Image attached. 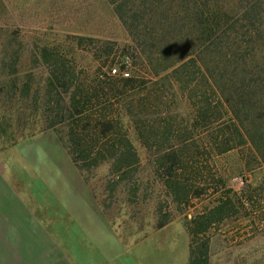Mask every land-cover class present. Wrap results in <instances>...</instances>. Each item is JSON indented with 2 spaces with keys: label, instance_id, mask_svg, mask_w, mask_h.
<instances>
[{
  "label": "trees",
  "instance_id": "obj_1",
  "mask_svg": "<svg viewBox=\"0 0 264 264\" xmlns=\"http://www.w3.org/2000/svg\"><path fill=\"white\" fill-rule=\"evenodd\" d=\"M107 1L132 41L119 49L120 70L134 67L150 78L112 74L114 67L80 78L66 55L44 46L40 58L47 76L37 83L33 73L19 75L18 39H5L0 149L53 129L79 169L108 162L111 187L125 184L135 195L131 179L140 158L124 129L129 117L143 146L157 152L156 172L173 199L189 206L208 197L213 204L186 224L188 264H208V232L215 225L255 220L257 232L264 233V203H255L264 190L250 183L233 189L229 172L219 165L241 149L247 152L241 172L264 167V0ZM86 41L95 39L78 38L80 45ZM114 50L108 43L95 57L106 65ZM111 62L117 63L115 57ZM183 104L188 119L178 112ZM204 169L213 171L207 179L212 187L203 181ZM170 220V213L164 215L158 227ZM1 258L0 264H28L11 254Z\"/></svg>",
  "mask_w": 264,
  "mask_h": 264
},
{
  "label": "rangeland",
  "instance_id": "obj_2",
  "mask_svg": "<svg viewBox=\"0 0 264 264\" xmlns=\"http://www.w3.org/2000/svg\"><path fill=\"white\" fill-rule=\"evenodd\" d=\"M79 37L94 38L95 41H86L80 45ZM13 38H17L21 44L19 75L29 76V73H33L37 83L47 76L44 60L40 58L41 48L44 46L61 51L66 55L67 61L76 66L80 78L88 76L91 79L96 71L109 73L113 67L120 69L119 49L132 44L127 30L107 0H0V50L6 46L3 45L5 39ZM108 43L114 44L115 50L105 65L104 58L99 60L95 57V51ZM114 57L117 63L112 64ZM120 74L125 77L139 75L150 78L134 67L121 71ZM188 109L183 104L178 112L188 119ZM123 123L140 158V166L131 179L136 187L135 195L125 184L111 187L115 178L108 162L91 170L79 169L53 129L21 138L17 144L0 149V171L28 204L35 202L26 191H21L23 186L19 179L23 173L31 177L30 183L34 184V189L41 198L40 203H103L109 205L106 210L109 215L123 219L119 220L120 227L134 224L150 231L157 217L170 213L173 220L183 225L184 242L187 245L190 242L186 230L189 219L213 204H210L208 197L193 200L189 206L177 203L156 172L157 152L143 146L129 117L126 116ZM2 139L0 138V147L3 145ZM47 153L50 155L47 156ZM51 156L53 158L48 159ZM245 156L247 152L238 149L220 159L219 165L229 172V186L240 191L246 183H250L259 191L264 190V167L243 172L239 170ZM40 165L44 168L48 166L50 180L62 182L61 185L56 184V191L48 189L51 187L46 184V178L38 175L43 172L41 167L38 169ZM31 167H34L33 171L28 170ZM210 172L213 173L212 169H204L203 181L208 187H212L207 182ZM45 190L51 191L47 196L48 200L45 196L42 197ZM258 199L255 203H264L262 196ZM75 209L80 211L79 208ZM45 210V207L39 208L36 214L40 215ZM128 217L130 221H127ZM132 217H135V221ZM253 221L255 222L238 218L226 219L215 225L208 232L212 237L208 264H264V233L257 232V225Z\"/></svg>",
  "mask_w": 264,
  "mask_h": 264
},
{
  "label": "crops",
  "instance_id": "obj_3",
  "mask_svg": "<svg viewBox=\"0 0 264 264\" xmlns=\"http://www.w3.org/2000/svg\"><path fill=\"white\" fill-rule=\"evenodd\" d=\"M40 167L43 172L38 175L46 178V184L51 187L48 189L56 191V184L62 182L48 178V166L40 165L38 169ZM60 169L73 181L64 169ZM30 178L23 173L19 179L23 186L21 191L34 199L35 203L28 204L0 171V259L11 254L18 262L24 257L28 264L189 263L190 234L186 228L190 242L185 245L184 227L175 219L158 227L160 217H157L150 231L134 224L120 227L119 220L123 219L109 215L106 211L109 205L103 203H40L41 198ZM44 192L42 197L48 200L50 192ZM42 207L47 210L37 215ZM131 219L135 221V217Z\"/></svg>",
  "mask_w": 264,
  "mask_h": 264
},
{
  "label": "built area",
  "instance_id": "obj_4",
  "mask_svg": "<svg viewBox=\"0 0 264 264\" xmlns=\"http://www.w3.org/2000/svg\"><path fill=\"white\" fill-rule=\"evenodd\" d=\"M120 69L119 68H117V67H114L113 69H112V74H120Z\"/></svg>",
  "mask_w": 264,
  "mask_h": 264
}]
</instances>
